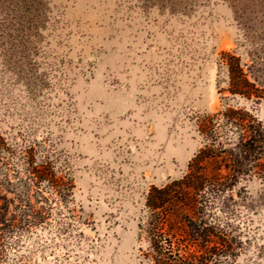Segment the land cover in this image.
Listing matches in <instances>:
<instances>
[{
    "label": "rangeland",
    "instance_id": "obj_1",
    "mask_svg": "<svg viewBox=\"0 0 264 264\" xmlns=\"http://www.w3.org/2000/svg\"><path fill=\"white\" fill-rule=\"evenodd\" d=\"M253 50L264 0H0V194L42 165L69 195L32 199L46 223L1 232L0 264H149L150 189L187 171L198 119L243 100L219 63ZM232 220L225 264H264V207Z\"/></svg>",
    "mask_w": 264,
    "mask_h": 264
},
{
    "label": "trees",
    "instance_id": "obj_2",
    "mask_svg": "<svg viewBox=\"0 0 264 264\" xmlns=\"http://www.w3.org/2000/svg\"><path fill=\"white\" fill-rule=\"evenodd\" d=\"M249 59L250 63L236 54H223L219 74L233 98L243 100H223L221 111L198 119L204 145L187 171L150 189L146 198L149 264H225L243 245L233 235L238 226L232 219L240 210L264 207V119L252 111L264 102V51L249 52ZM28 174L16 183L5 179L0 240L1 232L46 223L47 217L42 209L35 210L32 199L48 203L44 192H49L57 195V203L68 200L60 181L46 167L32 166Z\"/></svg>",
    "mask_w": 264,
    "mask_h": 264
}]
</instances>
